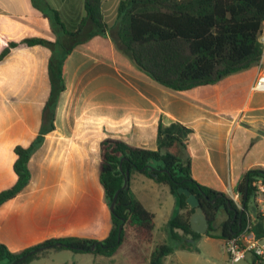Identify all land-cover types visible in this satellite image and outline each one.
<instances>
[{"label": "crops", "instance_id": "obj_1", "mask_svg": "<svg viewBox=\"0 0 264 264\" xmlns=\"http://www.w3.org/2000/svg\"><path fill=\"white\" fill-rule=\"evenodd\" d=\"M121 1L102 0L107 49L100 50V42L91 40L74 48L65 60V90L56 107L54 129L44 136L28 162V185L0 206V244L11 252L62 235L90 240L108 236L112 216L100 183V144L108 138L156 150L159 123H181L194 130L187 148L193 178L225 194H238L243 175L264 168V156L246 161L251 139H264V91L253 87L264 75V55L253 70L243 100L234 107L221 104L218 92L217 100L183 97L158 86L143 72L131 71L125 63L127 53L118 38ZM52 10L59 13L68 30H76L86 16L83 0H0V55L7 41H55L62 31L54 29ZM50 57L45 46L20 45L0 60V193L17 180L15 147L30 146L40 134L51 91ZM130 187L155 215L153 239L139 243L134 231L128 236L126 230L117 253L105 257L109 263L126 251L124 245L131 248L132 244L136 249L149 247L150 261L157 228L156 211L151 207L156 210L157 204L162 205V195H172L165 185L139 173L132 175ZM175 205L172 200L165 226ZM254 212L252 209L250 214ZM54 251L58 253L48 251L29 264H48Z\"/></svg>", "mask_w": 264, "mask_h": 264}, {"label": "trees", "instance_id": "obj_2", "mask_svg": "<svg viewBox=\"0 0 264 264\" xmlns=\"http://www.w3.org/2000/svg\"><path fill=\"white\" fill-rule=\"evenodd\" d=\"M83 1L86 16L76 30H68L59 13L52 10L54 29L62 31L55 41H7L0 55L2 60L20 45H42L51 51V91L42 113V128L30 146L15 147L13 169L17 180L0 193V206L28 185L31 178L28 162L44 136L54 129L56 107L65 90L67 57L74 48L91 40L100 42V50L107 49L108 26L102 13V0ZM118 21V38L132 64L135 65V58L141 67L139 70L158 86L192 100H217L216 83L249 69L264 55L260 42L264 0H123L118 6ZM193 133V129L181 123L165 126L160 122L156 150L133 147L111 138L103 140L100 144V183L109 205L119 191L111 211L113 226L108 236L103 240H90L62 235L18 253L0 244V264H29L49 250H71L109 258L125 242L128 228L134 231L137 242H152L155 215L145 208L130 187V179L137 173L167 186L176 201L175 212L166 229L177 248L165 243L157 245L150 255V264H162L175 249L193 250L188 241L195 242L202 237L191 229L194 209L188 206L186 196L178 192L180 188L189 190L200 200L209 221L207 237L226 241L239 235L248 216L254 219L253 229L257 236H264V215L258 211L250 214L251 209L256 208V185L259 181L264 183V168L252 169L243 175L237 186L241 199L239 208L227 194L203 186L193 178L187 149ZM126 178L128 184L123 188ZM184 210L187 212L182 213ZM220 215L225 218L221 222L218 221Z\"/></svg>", "mask_w": 264, "mask_h": 264}, {"label": "rangeland", "instance_id": "obj_3", "mask_svg": "<svg viewBox=\"0 0 264 264\" xmlns=\"http://www.w3.org/2000/svg\"><path fill=\"white\" fill-rule=\"evenodd\" d=\"M263 32H264V27H263ZM126 61L125 63L131 69V71L141 72L138 67L132 64L129 55H127ZM255 67L256 64H254L252 67H250L247 70L234 73L229 77H227L226 79H223L215 84L214 88L217 90L220 97L222 96L221 104L231 105L234 107L236 104H238L243 100L247 87L249 83L252 81L253 70ZM224 98L228 100L226 101V99ZM255 155H257L258 157L264 156V139H259L257 136L252 138L250 141V147H249L248 155L246 157V161H249L252 158V156L255 157ZM164 188L169 192V189L166 186ZM169 196L170 197H167L166 195H162L161 198L162 205L157 204L156 206L158 210L157 209L155 210V207L150 206L152 209H154V211H156L155 213L157 215L156 237L154 243L151 245L152 249H154L157 245L164 243L172 247L177 246V244L171 241L169 237H166L167 229L166 226L164 225L167 219L166 217L172 209L171 206L172 200H175L173 195L169 194ZM237 206L241 208L240 197L238 199ZM255 211L261 213L257 209V207L255 208ZM224 219H225L224 216L220 215L218 221L221 222ZM130 232L131 229L128 228L127 229L128 236L130 235ZM188 242L189 244H191L193 250L175 249L174 253L166 257L163 260L162 264H229L228 255L225 250L223 240L202 235V237L199 240L195 242H191V241ZM130 247L131 248H129L127 245H124L123 250L126 251L121 253V255L117 257V261L115 263H109L108 258H105L103 256H95L91 253H86V252L72 253L73 251L71 250L58 251V253L54 251V253H50L47 262L48 264H56V263L57 264H150L149 254H148L149 247H145L144 249H136L135 244H132V246ZM72 256H77V257L72 258ZM252 261H253L252 256L248 255L246 260L240 262L239 264H251Z\"/></svg>", "mask_w": 264, "mask_h": 264}, {"label": "built area", "instance_id": "obj_4", "mask_svg": "<svg viewBox=\"0 0 264 264\" xmlns=\"http://www.w3.org/2000/svg\"><path fill=\"white\" fill-rule=\"evenodd\" d=\"M260 42L264 48V32L261 34ZM253 87L256 90L264 91V75L256 79ZM256 186L255 205L264 215V183L259 181ZM227 195L237 204L238 194L228 191ZM253 227L254 219L248 216L242 232L224 242L229 264H239L245 261L248 255L253 258L251 264H264V236H257Z\"/></svg>", "mask_w": 264, "mask_h": 264}, {"label": "water", "instance_id": "obj_5", "mask_svg": "<svg viewBox=\"0 0 264 264\" xmlns=\"http://www.w3.org/2000/svg\"><path fill=\"white\" fill-rule=\"evenodd\" d=\"M133 63L135 64V66L141 68L138 65L135 58H133ZM127 184H128V179L126 178L125 183L123 185V188H125L127 186ZM178 192L180 194H183L186 196V202H187L188 206L190 208L194 209V213L191 215V218H190V224H191L192 231L197 233V234H200V235H205L208 231V228H209V221H208L206 215L204 214L200 200L187 189L180 188ZM118 194H119V191L116 193V195L113 199V202L110 205L111 211L114 210ZM236 214H237V212H235V215ZM122 230H123V226H121L119 228V238H120V234H121ZM94 248H95V246H93L91 248V250H94Z\"/></svg>", "mask_w": 264, "mask_h": 264}]
</instances>
